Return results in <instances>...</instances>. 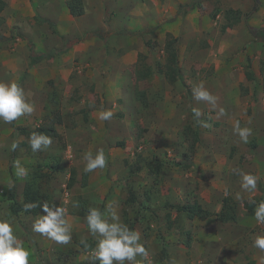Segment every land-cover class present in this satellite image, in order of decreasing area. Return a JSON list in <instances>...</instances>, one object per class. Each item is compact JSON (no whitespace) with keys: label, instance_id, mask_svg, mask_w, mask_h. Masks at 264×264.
Instances as JSON below:
<instances>
[{"label":"rangeland","instance_id":"obj_1","mask_svg":"<svg viewBox=\"0 0 264 264\" xmlns=\"http://www.w3.org/2000/svg\"><path fill=\"white\" fill-rule=\"evenodd\" d=\"M13 1L5 0L0 17V81L16 80L35 111L11 124L0 122V217L36 249V264L90 263L96 240L85 216L90 208L104 211L109 204L141 234L153 264H264V252L252 246L264 224L246 208L264 200V0L206 1L203 11L217 13L214 20L210 14L212 27L190 40L181 30L174 44L178 65L163 73L158 69L167 62L168 37L158 30L139 38L84 40L91 31L122 29V0H103L104 18L96 26L89 18L95 0H82L85 17L59 21L49 19L40 0ZM63 4L54 0L50 8L60 11ZM228 9L241 10L242 19L222 32ZM251 18L256 23L250 25ZM34 33L52 40H35ZM36 55L40 59L31 65ZM249 71L254 80L247 79ZM142 72L151 76L142 79ZM201 82L216 97L215 107L193 98L192 89ZM193 108L201 112L199 121ZM103 110L113 113L110 120L99 119ZM59 112L62 139L52 138L50 147L33 153L29 135L54 124ZM236 121L252 129L247 143L233 132ZM187 128L198 137L194 151ZM98 149L104 150L106 166L85 173L83 154ZM14 160L28 170L26 177L15 175ZM240 170L258 178L256 191L241 188ZM33 175L40 176L45 202L66 209L69 244L32 231L40 213L24 210V189ZM195 202L209 214L189 219L174 208ZM223 209L226 222L217 217Z\"/></svg>","mask_w":264,"mask_h":264},{"label":"clouds","instance_id":"obj_2","mask_svg":"<svg viewBox=\"0 0 264 264\" xmlns=\"http://www.w3.org/2000/svg\"><path fill=\"white\" fill-rule=\"evenodd\" d=\"M192 95L195 100L207 102L215 107L216 97L204 87L203 82L192 89ZM34 111V104L28 101L23 87L16 80L0 81V122L11 124L20 117L31 116ZM192 112L199 121L200 110L193 108ZM221 114H223V110H221ZM98 116L100 120L107 121L112 118L113 113L103 110L99 112ZM200 123L202 126L208 127L206 122L200 121ZM233 132L247 143L252 129L241 127L240 122L236 121L233 125ZM27 142L32 152L36 153L50 147L53 141L52 137L44 133L32 132ZM11 147L15 151L19 145L14 142ZM82 159L86 162L85 173L103 169L107 163L103 149H98L94 153L92 151L85 152ZM12 167L17 177L23 178L28 175V170L19 160H14ZM238 175L243 190L248 192L257 190L258 178L255 175L242 170L238 172ZM74 206L78 207V202ZM36 207H39L41 211L32 223V231L56 244H69L72 240V228L66 218V209L45 202L41 205L25 204L24 210L31 211ZM254 217L258 224H264V200L255 205ZM85 220L89 233L95 238L96 243L94 247H91L85 238H81L80 242L86 250L91 247L92 259L98 261V264H153L149 257V251L142 242L141 234L125 224L112 205H107L104 211L95 207L90 208ZM252 246L264 252V234L255 235ZM31 255V251L15 234L11 222L0 217V264H30L29 257Z\"/></svg>","mask_w":264,"mask_h":264},{"label":"crops","instance_id":"obj_3","mask_svg":"<svg viewBox=\"0 0 264 264\" xmlns=\"http://www.w3.org/2000/svg\"><path fill=\"white\" fill-rule=\"evenodd\" d=\"M83 1H85L86 3L88 2V0H83ZM122 1H123L122 2V5H123L122 13L124 15L119 19V23L121 24V28H122L120 30L125 29L128 31H139V30H144L147 28H155V32H157L156 30H158L159 34L163 33L164 38H166V36L168 37L171 35L173 36L175 35L174 36L176 37L175 39H177V37L181 35V30H184L186 32V40H190L196 37L198 34H202L203 31H205L208 28H211L213 25L212 19L210 17L211 11L208 10L207 12H204L202 9L206 1L203 3L201 8L195 9L186 14H183L182 12H180V6L184 4H188L193 0H166L164 4H162L161 0H151L152 3H150V5L145 4L143 5L144 7L141 5H137V4H134L135 6L131 4L129 6H126L127 4L124 2V0ZM6 2L5 0H0V7L3 6L0 12V17L4 12ZM111 2H114V0ZM63 3L64 4L61 7V10L56 11L54 7L50 8L51 5L54 4V0H46L45 3L43 2V0H40L39 2V4H42L40 5V7L45 11V13L46 14L50 13L49 19H52L54 21H59V20H64V19L68 20L74 17L73 15H71L67 7V0H63ZM94 5H95L96 12H94L92 16H89V18L92 21H94V26H96L97 25L96 22H100V19L103 21V18H104V15L102 14L103 13V0H95ZM48 6L50 9H46ZM58 13H62V17H59ZM87 14H88V11L86 12V14L82 15L81 18L85 17V15ZM252 18L256 20L255 15ZM251 19H250L251 22H249L250 25L256 23L253 19L252 20ZM83 23L85 27H89L88 25H90V20L87 23V25L84 21ZM85 27L82 24L81 30L82 29L84 30ZM95 31H99V30H95ZM104 32H107V31H104ZM90 33H92V31ZM167 34H171V35H167ZM34 37H35V40H52V38L50 37L47 38V36L41 35L39 33H34ZM113 37H124V36H113ZM128 38H138V37H128ZM89 39L91 40V38L86 39V36L84 37V40H89ZM93 39H97V38L92 37V40ZM4 41L5 43L9 42V40H4ZM34 48L37 49V45H35ZM37 56L38 55L31 58L30 60L31 65L36 63L37 60L40 59ZM12 67H14V63L13 65L11 64V68ZM126 67H127V61H126V58H124V60L122 61V64L120 65V70L123 71L125 70ZM28 89L37 91L36 90L37 88L33 86H28ZM24 245L32 253V255L29 257L30 263L36 264V260H37L36 249L32 247V244L30 242L28 243L25 242Z\"/></svg>","mask_w":264,"mask_h":264},{"label":"trees","instance_id":"obj_4","mask_svg":"<svg viewBox=\"0 0 264 264\" xmlns=\"http://www.w3.org/2000/svg\"><path fill=\"white\" fill-rule=\"evenodd\" d=\"M208 0H193L188 4H184L180 6V12L183 14L189 13L190 11H193L195 9L201 8L203 3ZM67 7L74 17H80L84 14V7H83V1L82 0H68L67 1ZM3 6L0 7V12L2 10ZM242 11L241 10H234V9H228L225 12V20L226 23L222 26L221 31L226 32L228 29L233 28L235 25L240 23L242 19ZM217 13L212 14V19H216ZM155 32V28H147L144 30L139 31H128V30H116L115 32L110 33H104L102 31H95L92 33H89L86 35V39L95 37L99 40L106 41L109 39V37L112 36H124V37H143L147 34H153ZM176 43V39L171 38V36H168L166 44H165V50L167 53V62L166 65L158 69V72L163 73L166 70H174V66L178 65L179 58H178V49L174 47V44ZM151 76L148 72H142L141 78L146 79ZM248 80H254V76L252 75V72H248L246 75ZM141 97H144V94H140ZM54 124H52L49 127H38L32 132H41L44 133L54 139H62V136L57 131L56 126L62 124V118L61 114L56 113L54 116V119L52 120ZM31 132V133H32ZM187 133L193 134V141H190V150L194 151L195 149V143L198 141V137L196 135V132L191 130L190 128H187ZM87 177V176H86ZM40 176H35L31 178V180L26 183L25 189H24V204L28 203H35L37 205H41L45 203L46 196L41 194L40 191V184L38 183V179ZM11 200L14 202V195H11ZM132 201H135V198L132 197ZM15 204V203H14ZM225 204V203H224ZM254 205L253 204H246V208L249 210L250 213H254ZM177 213H184L189 219H194L198 216H201L203 214H209L204 210V208L197 202L193 204H186V205H177L174 207ZM12 211L15 212V209L13 210V206H11ZM34 213L39 214L40 208L36 207L33 208ZM217 217H219L222 221L226 222L229 219V214L225 213V210L223 209L220 213L217 214ZM84 247V245L82 244ZM85 248V247H84ZM87 264H98V261L92 260L90 263Z\"/></svg>","mask_w":264,"mask_h":264}]
</instances>
